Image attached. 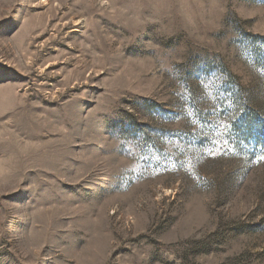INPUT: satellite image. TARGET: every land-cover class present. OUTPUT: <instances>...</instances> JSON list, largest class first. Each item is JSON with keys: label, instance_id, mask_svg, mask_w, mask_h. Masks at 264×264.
<instances>
[{"label": "rangeland", "instance_id": "1", "mask_svg": "<svg viewBox=\"0 0 264 264\" xmlns=\"http://www.w3.org/2000/svg\"><path fill=\"white\" fill-rule=\"evenodd\" d=\"M261 156L264 0H0V264H264Z\"/></svg>", "mask_w": 264, "mask_h": 264}, {"label": "snow or ice", "instance_id": "2", "mask_svg": "<svg viewBox=\"0 0 264 264\" xmlns=\"http://www.w3.org/2000/svg\"><path fill=\"white\" fill-rule=\"evenodd\" d=\"M228 134H229V136L231 135V130H229V133ZM261 159H264V156H261Z\"/></svg>", "mask_w": 264, "mask_h": 264}]
</instances>
